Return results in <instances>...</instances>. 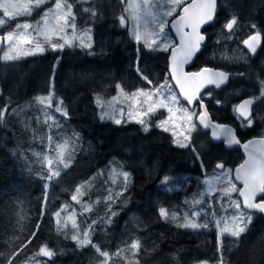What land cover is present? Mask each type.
I'll return each instance as SVG.
<instances>
[{"label": "trees", "instance_id": "1", "mask_svg": "<svg viewBox=\"0 0 264 264\" xmlns=\"http://www.w3.org/2000/svg\"><path fill=\"white\" fill-rule=\"evenodd\" d=\"M221 1L215 23L206 28L208 41L193 66L211 65L230 73L228 82L219 89L209 88L206 92L211 91L212 95L204 96V100L212 117L235 125L245 141L253 136H264V110L260 115L254 114L251 126L242 125L233 111L242 98L254 94L260 81H264V0H230L227 5ZM67 2L73 4L76 25L93 28L91 49L65 46L63 50L48 49L16 62L0 61V108L8 106L0 121V264H6L13 249H17L13 237L20 236L27 241L32 232H36L35 238L16 256L13 264H99L90 247L79 248L75 241L56 232V218L52 213L65 204L69 208L61 213L62 218L75 210L82 227L85 219L89 224L97 221L93 226V243L109 253L124 247L126 242L139 239L142 242L137 256L139 264H196L202 261L217 264L216 228L185 229L161 218L159 208L175 205L178 194L161 190L159 183L166 176L183 174L200 181L202 175L210 173L220 162L233 168L244 159L241 149H228L223 141L215 142L210 131L200 126L192 134V147L181 148L173 143L172 134L161 128L145 131L137 122L116 124L100 119L96 99L117 94V84L132 92L170 78L169 53L139 47L130 31L119 22L118 17L124 14L121 0ZM54 3L55 0H47L32 17H19L1 31L12 29L18 21L36 19ZM83 8H95L97 15L92 17ZM232 15L238 17L241 36L251 30L249 20L263 34L259 51L250 55L248 61L237 64L213 56L216 52L213 47L221 46L213 44L215 39H220L217 29ZM138 56L139 67L153 81L152 85L143 81L136 71ZM53 80L54 93L62 97L68 107L67 116L61 115L69 125L74 148L71 166L61 169L59 178L47 181L44 177L48 170L41 157L52 158L56 145L65 139L55 146L49 142L55 118L47 109L43 108V112L35 98L52 91ZM216 100L221 103L217 104ZM23 104L27 108L21 112ZM45 111L51 118L47 124ZM114 159L130 172L131 181L127 190L111 202V211L116 215L108 225L101 221L110 215L104 193ZM201 161L205 171L200 169ZM95 175L100 180L97 190L92 189L81 198L82 203H93L92 211L80 216L82 205L72 201L71 196L78 185L93 182ZM98 198H102L101 202L95 203ZM44 243L54 247L58 254L51 259L36 255ZM223 245L225 264H264V214H255L238 246L227 237Z\"/></svg>", "mask_w": 264, "mask_h": 264}, {"label": "snow or ice", "instance_id": "2", "mask_svg": "<svg viewBox=\"0 0 264 264\" xmlns=\"http://www.w3.org/2000/svg\"><path fill=\"white\" fill-rule=\"evenodd\" d=\"M81 2L87 3L88 0H81ZM44 3H46V0H0V28L6 27L18 17L30 16L34 8H39ZM121 3H125L126 6L124 8L125 14L118 17L120 24L122 26L131 24V37L138 45L142 44L149 51L169 53L168 74L174 82L169 83L166 77L163 83H158L148 89L138 88L131 93H126L123 87L117 84L116 88L119 92L117 97H113V101H117L121 95L126 101H131L128 111L129 121L135 118L136 122L144 126V130L147 131L148 125L146 121L139 117L163 110L167 112V116L165 119L160 120L156 127L161 128L165 132H171L173 143L178 147H192L191 133L197 129V125L204 129H210L212 137L215 139L223 137L229 145L239 144L240 140L235 136L233 129L226 125L216 124L211 120L207 106L204 104V98L201 96L202 90L208 86L218 89L225 85L229 80L230 73L208 67H203L196 72H186L184 70V66L192 61L206 39L201 32V28L214 19L217 10V0H121ZM82 10L90 13L92 17L97 15L95 8H83ZM169 17H173L171 28L175 30L176 35L179 37L178 41L172 39L166 31L169 26ZM75 19L76 14L73 11V4L68 3L67 0H55L54 5L44 12L35 27L29 23H17L13 31H6L3 35H0V53H2L0 54V61L11 63L28 56L42 54L48 49L56 51L63 50L65 45L71 47L72 40L65 38L68 29H71L74 38L79 40L80 47L91 49L93 47L90 35L91 29L82 32L76 37ZM237 24L238 17L232 15L224 24V29L231 35ZM251 27L255 29L256 25L253 24ZM30 29L31 31H29ZM62 33L65 35H61ZM54 38L64 40V43L53 42ZM86 39L88 40L87 43H85ZM260 40L261 34L256 31L254 35L244 40L243 44L251 54H255ZM221 59L234 60L240 59V57H230L225 52L221 55ZM136 71L148 85L153 84V81L144 75L140 69L139 56L137 57ZM239 75L243 76L244 73H239ZM260 85L259 96L245 99L233 108V111L241 119L244 126L252 125V105L257 100L264 98V81H260ZM176 89L179 90V95L183 97L187 104L196 103L201 110L196 111L194 109L189 111L186 107H175L179 104ZM211 95V91L204 93V96L207 97H211ZM35 102L45 110L51 108L53 92L50 91L47 95L37 96ZM215 102L217 104L221 103L219 100ZM97 103L103 109L100 113V119H112L116 124L122 123L121 119H115L111 103L105 106L100 103L99 97L97 98ZM62 105V99L57 100V106L54 110L63 116H67V112L62 108ZM136 105H139L142 110L134 117L131 109ZM145 107L146 111L143 110ZM7 110V105L0 108V121L3 120L4 113ZM118 111L121 115L123 114L122 108ZM45 117V123L47 124L48 119H51L48 117L47 111H45ZM53 123H56L54 119ZM48 140L51 143V135L48 136ZM68 144L69 142L65 140L62 144L56 145L54 160L48 156L41 157V162L46 164L48 170V174L44 177L47 181L59 178L61 169H68L71 166L73 153L72 150L68 149ZM243 147L247 152L248 158L235 170L225 168L222 162L217 163L216 171L204 181L206 188L200 194V199L193 201L194 205H199L203 203L204 196L219 192V199L223 200L225 196L228 197L230 206L236 212L231 217L215 221V226L218 229L217 251L219 259L217 264H225L223 255L224 238L227 237L233 240L235 246H238L240 237L247 233L248 226L252 222V212L264 213V138L250 140ZM192 150L195 153L194 147ZM196 156L199 158V153H196ZM120 167L122 168L123 166L121 165ZM201 167H203L202 161ZM109 175L112 178V183L116 182L115 177L122 178V191L113 193L111 189H108L105 201L109 202L110 215L101 221V223L108 224L111 223V217L116 215L115 212L111 211L110 204L114 202V197H119L123 194V191L127 190L131 178L129 172L118 171L117 168H113ZM164 180L166 182L168 177H165ZM237 182L240 183V187H237ZM89 187V182L78 185L71 196L72 201L82 205L80 216L83 213L92 211V205L82 203L81 200L82 197L87 195ZM232 193H238L242 200H233L231 198ZM258 196L260 197L259 200L257 199ZM44 200L47 202V194H45ZM100 202L98 200L95 203ZM68 208L69 205L65 204L60 210L52 213L56 218V232L59 235L75 241L79 248L90 247L98 258L99 264H115L118 259L126 261V264H139L138 259L128 260V255H126L130 254L133 258L138 256L142 249V242L139 239H133L130 243L126 242L124 247L118 248L110 254L109 251L102 250L99 244L93 243V226L96 225L97 221L93 220L89 224L85 219L82 221V227L81 222H78V214L75 210L62 218L61 213L67 212ZM159 215L166 221H176L178 219L177 213H170L168 209L163 207L159 208ZM200 215V211H194L191 217L185 214L183 217L184 222L177 226L194 230L208 229V223L196 222ZM20 219L23 220L24 218L20 217ZM222 223L223 227H221ZM35 227L38 230L40 226L37 224ZM69 229L71 233H69ZM35 236L36 232L30 233V238L27 241L20 236L13 237L17 242V249H13L9 258L6 259V264H13L16 256L32 243V238H35ZM57 254V250L54 247H49L48 243L40 246L36 253V255L49 259ZM202 264H207V262H202Z\"/></svg>", "mask_w": 264, "mask_h": 264}, {"label": "rangeland", "instance_id": "3", "mask_svg": "<svg viewBox=\"0 0 264 264\" xmlns=\"http://www.w3.org/2000/svg\"><path fill=\"white\" fill-rule=\"evenodd\" d=\"M228 1H230V0H222L221 2L223 4L227 5ZM122 5L125 8L126 4L122 3ZM36 9L37 8L33 9V11H32L30 16H21V17H32L35 14ZM45 11H43L42 13H39V15L36 17V19L30 18L27 21H18L17 23H21V24L29 23V24H31V25H33L35 27L36 24H37V21H39L41 19V17L43 16ZM178 12H179V9H178ZM126 19H127V16H126ZM168 19H169V25H170V21L173 19V17H169ZM225 23L226 22H224V24ZM224 24L222 25V27H219V29H217V33H218L220 39H217V40L215 39V41H213V44H215V43L216 44H221V46L219 45V46H214L213 47L214 50H216V52L213 54L214 58L217 57V59H220V61H228V62H230L229 64H237V63H240V62L248 61L249 60V56L250 55L251 56L255 55L256 53L255 54L249 53V51L247 50V48L243 44V41L248 36H250L251 34L255 33L256 31L260 32V30H258L257 28H255V30H254L251 27V25H253V23H252V21L249 20V24H250V27H251L250 31L243 32L242 36H241V27H240V25L238 23L237 27L233 30V33L231 35H229L227 30L224 29ZM15 25L12 27V29H10L8 31H13L15 29ZM75 25H76V23H75ZM123 27L127 28L130 31V33H131V24L130 23L128 25H126V26H123ZM1 29L2 28H0V35H3L4 33L1 31ZM88 29H91V33H90L91 41L94 43V32H93V28L92 27L79 28L76 25L75 36L78 37L82 32H85ZM29 31H31V29ZM166 31L170 34L172 39L176 40V38L173 35V33H172V31H171L169 26L166 29ZM61 35H65V34L62 33ZM65 38L69 39V40H72V46L71 47L82 49V50L84 49V48L79 46V40L74 38V35H73V32H72L71 29L67 30ZM241 38H243V40H241ZM54 40H57L56 42H59V43H64V40H60L58 38H54L53 42H54ZM87 42H88V40L86 39L85 43H87ZM65 46H68V45H65ZM142 46H143L142 44L139 45V47H142ZM25 48H27V46H25ZM225 52L230 57L235 56V57H240V59H234V60L221 59V55L223 53H225ZM0 54H2V53H0ZM205 66H207V65H205ZM223 70H225V69H223ZM225 71L228 72L227 70H225ZM229 79H230V76H229ZM168 81H169V83H173L170 78H168ZM54 84H55V81L53 80V85H52V92H53L52 107L47 109L49 112H51V114L55 118L54 120L56 122L55 124L53 123L52 131L50 133V135L52 137L51 144L55 146L56 142H60L61 139H63V140L65 139V140H67L69 142L68 149L72 150V153H73L74 146H73V144L70 141L71 132H69V125L67 124L66 119L64 117H62L61 113H57L54 110L55 107L57 106V100L62 99V97L57 96L54 93ZM260 88H261V85H259V87L257 88L256 92L254 94L250 95V96H254V97L259 96ZM146 89H148V88H146ZM208 89H206L204 91V93ZM254 89L255 88H252L253 91H254ZM124 91L126 93H131V92H128L127 90H125V89H124ZM118 92H119V90H118ZM118 92H117V94L113 95L110 98L99 97L100 103L104 104L105 106H107L109 103H111L112 106H113V109H114L113 115H114L115 119H121L122 123L136 122L135 118L132 119L131 121H129V118H128L129 104L131 103V101H126L122 95L118 97L117 101H113V97H117L118 96ZM204 93H203V96H204ZM178 98H179V104L176 105L175 107H177V108L186 107V108L189 109V111H192L194 109L196 111L198 110V108L190 109L187 106V104H185L181 100L179 94H178ZM62 101H63V99H62ZM96 102H97V99H96ZM97 105H98V103H97ZM26 108H27L26 104H23V106L20 108L21 112H23ZM62 108L64 110H66V112H67V108L68 107L65 105L64 101H63ZM121 108L123 109V114L122 115L118 111ZM42 110L44 112L43 108H42ZM99 110H100V113H101L103 109L99 106ZM131 110L133 112V116L136 117L137 113L140 112L142 109L140 108L139 105H136V106H133ZM143 110L146 111V107ZM263 110H264V98H262L260 100H257L255 102V104H254L253 114H252V117H251L253 122H254V119L256 117L254 114L260 115ZM177 115H179V113H177ZM166 116H167V112L161 110V111H157L154 114H149L147 116H143V117H139V118L144 119L146 121L147 125H148V130H151L153 127H156V124L160 120L165 119ZM104 121H113L114 122V120H112V119H105ZM198 127H199V125H197V128ZM143 128H144V126H143ZM192 134H193V132L191 133V141H192ZM59 144H61V143H59ZM52 159L53 160L55 159V154L53 155ZM120 166H121V164H120V161L118 159L112 160L111 164H110V173H111L113 168H117L118 171H127V172H129L128 170L124 169V167L121 168ZM225 168L233 169L231 166H227V165H225ZM200 169H202V171H205L204 167L200 166ZM215 171H216V166L210 173H205V175H202L201 178H200V181H199V178H194V176L183 174V175H178V176H166V177H168V180L165 182V180L163 179L159 183V188L161 190L166 191V192H170V193H177L178 194V199H177L175 205H173V206L164 205L163 206V208L168 209L170 213L175 212V213L178 214V219L176 221H172V220H168V221L172 222L173 224H175L177 226L178 224H182L184 222L183 217H184L185 214H187L189 217H191V215H192V213L194 211H200L201 215L197 218L196 222H198V223H208L209 227H208V229H199V230H209V229H212V228H216V230L218 232V229L215 226V221L216 220H222L223 218H228V217H231V216L236 214L235 210L230 206V201H229L228 197L225 196L223 198V200L219 199V196H220L219 192L213 193L210 196H208V195L204 196L203 197V203H201L199 205H194L193 204L194 200L200 199V194L202 192H204V190L206 188V185L204 183L205 179L211 177ZM94 177H93L94 180H93V182L90 183V187L87 190V192L91 191L92 189L97 190L96 186L99 185L100 180H99L97 175H95ZM115 180H116L115 183H112V178H110L108 180V185H107V188H106L105 193H104L105 197L107 196L108 189H111L113 193L122 191V188H121L122 178L115 177ZM130 181H131V178H130ZM237 187H240V185L237 184ZM98 188H100V187H98ZM105 197H104V199H105ZM231 198L233 200L240 199L238 193H232L231 194ZM98 200L101 201L102 198H98L94 202H96ZM89 204H91L93 206V203H89ZM254 216L255 215L252 212V221L254 220ZM113 220H114V216L111 217V223L113 222ZM106 224H108V223H106ZM250 226H251V224L248 226V229L250 228ZM221 227H223V223L221 224ZM180 228H183V227H180ZM185 229H191V228H185ZM192 230H194V229H192ZM126 255H128V260L137 259V257L133 258L130 254H126ZM202 262H207V264H216V263L210 262V261H202ZM202 262H199V263H196V264H202ZM115 264H126V261L118 259V260H116Z\"/></svg>", "mask_w": 264, "mask_h": 264}, {"label": "water", "instance_id": "4", "mask_svg": "<svg viewBox=\"0 0 264 264\" xmlns=\"http://www.w3.org/2000/svg\"><path fill=\"white\" fill-rule=\"evenodd\" d=\"M217 13H218V0H217V10H216V15H215L214 19H213L210 23L204 25V26L201 28V32L205 35L206 39H205V41L202 43V45H201V47H200V50H199V51L196 53V55L193 57L192 61H191L189 64H187V65L184 66V70H185L186 72H196V70H192V71L189 70V67L193 64V62H194L195 59L197 58L198 54H199L200 51L202 50L203 45L207 42V40H208V35H207V33H206L204 30H205V28H206L208 25L212 24V23L215 21V19H216V17H217ZM172 20H173V19H172ZM172 20H171V22H170V28H171ZM171 30H172L174 36L176 37V39H177V41H178V40H179V37L176 35L175 30L172 29V28H171ZM260 34H261V40H260L259 45L257 46V50H256L255 53L258 52V50L261 48L262 43H263V35H262V33H260ZM252 35H254V33L251 34L250 36H252ZM248 37H249V36H248ZM248 37H247L246 39H248ZM246 39H245V40H246ZM245 47H246V46H245ZM246 48H247V47H246ZM203 67H208V68L218 69V70H221V71L226 72V71L223 70L222 68H218V67H214V66H209V65H207V66H203ZM203 67H201V68H203ZM201 68H200V69H201ZM200 69H199V70H200ZM199 70H198V71H199ZM171 79H172V78H171ZM173 83H174V82H173ZM208 87H211V86H208ZM208 87H206L205 89H207ZM205 89L202 90L201 95H202V93H203V91H204ZM177 90H178V89H177ZM178 92H179V90H178ZM251 97H254V96H247V97H244V98H242V99L239 101V103H241L243 100L248 99V98H251ZM181 98L183 99L182 96H181ZM183 100H184V99H183ZM184 101H185V100H184ZM185 102H186V101H185ZM239 103H238V104H239ZM204 104L207 106V110H208V113L210 114L211 120H212L214 123H216V124L226 125V126L230 127L231 129H233V130H234V133H235V136L240 140V143H239V144H231V145H229V144L226 142V139L223 138V137L220 138V139H215V138H213V137H212V134H211V130H210V129H207V130L210 131V136H211V138H212L215 142H221V141H223L224 144H225V147L228 148V149L240 148L241 151H242V153H243V155H244V160H246V159L248 158V155H247V152L245 151L243 145H244L245 143H247L248 141H250V140H259V139H261V138H264V136H253V137H251V138H249V139L243 141V140L240 138L239 134H238V130H237V127H236V126H234L233 124H230V123H225V122H221V121L215 120V119L212 117V114H211V112H210V110H209V108H208V105H207L206 101H204ZM238 104H237V105H238ZM254 104H255V103H254ZM254 104L252 105V114H253V107H254ZM195 105H196V103L190 105V107H191V108H194ZM200 110H201V109H200ZM244 160H243L241 163H243ZM241 163H240V164H241ZM240 164H238L237 166H235V167H234V170H235ZM233 175H234V173H233ZM237 183L240 185L239 182H237ZM240 186H241V185H240ZM240 198H241V200H242V197H240ZM258 198H259V196L257 197V199H258ZM254 212H255V211H254ZM258 213H259V212H258Z\"/></svg>", "mask_w": 264, "mask_h": 264}, {"label": "flooded vegetation", "instance_id": "5", "mask_svg": "<svg viewBox=\"0 0 264 264\" xmlns=\"http://www.w3.org/2000/svg\"><path fill=\"white\" fill-rule=\"evenodd\" d=\"M194 63H195V62H194ZM194 63H193V64H194ZM193 64L189 67V69H190L191 71H192V70H196V71H198V70L200 69L199 66L194 67ZM188 106H189V105H188ZM189 108H190V107H189ZM194 108H198L197 111H200V108H199V105H198V104H196ZM194 108H191V109H194ZM208 108H209V107H208ZM209 110H210V109H209ZM234 167H235V166H234ZM234 167H233V168H234ZM259 198H260V197H259Z\"/></svg>", "mask_w": 264, "mask_h": 264}, {"label": "bare ground", "instance_id": "6", "mask_svg": "<svg viewBox=\"0 0 264 264\" xmlns=\"http://www.w3.org/2000/svg\"><path fill=\"white\" fill-rule=\"evenodd\" d=\"M255 30V29H254ZM263 44V43H262ZM248 50V49H247ZM249 51V50H248ZM259 51V50H258ZM250 53V52H249ZM235 126V125H234ZM6 240V239H5Z\"/></svg>", "mask_w": 264, "mask_h": 264}]
</instances>
